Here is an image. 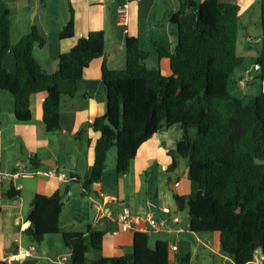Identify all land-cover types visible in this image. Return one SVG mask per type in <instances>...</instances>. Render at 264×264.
I'll return each instance as SVG.
<instances>
[{
	"label": "trees",
	"instance_id": "16d2710c",
	"mask_svg": "<svg viewBox=\"0 0 264 264\" xmlns=\"http://www.w3.org/2000/svg\"><path fill=\"white\" fill-rule=\"evenodd\" d=\"M136 2L138 0H130ZM172 17L177 28V45L173 52L155 43L159 59L169 60L171 75L163 76L159 68H148L149 53L141 40L128 37L125 42L126 67L111 71L103 67L102 81L106 113L92 122L100 134L94 164L80 178L83 196L102 183L108 153L116 148L117 176L130 171L138 150L153 136L175 125L182 127L184 138L176 153L186 158L191 193L188 198L189 230L195 235H218L222 253L235 264H253L263 257L264 264V93L244 101L233 93V75L243 65L238 55L239 7L219 0L197 4L180 0ZM261 6V47L254 66L255 80L264 82V0ZM188 11L197 16L196 27L185 31L180 19ZM59 34L61 40L74 39V11ZM10 8L0 0V89L15 99V116L19 122L32 119L30 99L45 93L43 123L48 134L61 130L63 98L74 99L78 83L90 63L104 54V32H92L76 41L68 53L59 57L58 70L47 74L34 58L35 47L43 48L45 38L32 27L13 48L16 72L4 68L12 48ZM191 131L195 135H191ZM175 152H170L173 155ZM34 170L48 168L38 158L30 159ZM176 167L175 162L170 170ZM7 199L20 192H4ZM180 207L182 200L176 197ZM64 209L62 196L36 195L28 217L25 234L41 244L47 236L58 235ZM65 247L71 252V264H85L86 254L102 248L103 233L73 230L62 233ZM149 236L136 233L132 254L91 264H170L165 242L149 248ZM192 255H177V264H191ZM0 264H4L0 261Z\"/></svg>",
	"mask_w": 264,
	"mask_h": 264
},
{
	"label": "crops",
	"instance_id": "0c3cea01",
	"mask_svg": "<svg viewBox=\"0 0 264 264\" xmlns=\"http://www.w3.org/2000/svg\"><path fill=\"white\" fill-rule=\"evenodd\" d=\"M21 1L24 0L6 2L10 8L11 4ZM25 1L29 3V13L21 14L19 9L15 21L10 8L12 48L4 61V68L8 72H16L14 45L32 27H36L46 40L45 47H35L33 55L47 74L56 73L59 57L68 53L77 40L92 32H104V54L93 60L84 71L78 83L79 92L76 97L63 98L61 130L57 133L48 134L43 123L45 93L31 97L32 119L22 123L15 116L14 96L9 91L0 89V170L5 175L0 182V261L4 264H59L60 257H71L70 250L63 243L62 233L73 230L85 235L89 226L92 230L103 233V242L100 250H91L86 254L85 264L132 254L138 226L128 232L118 231L114 234L119 229L114 219L94 225L96 206H108L113 211L127 206L132 212L143 215L150 211L147 203L151 202L156 205L151 212L157 218H164L160 209L169 207L181 219L178 225L167 219L165 232L149 236L150 249H154L157 242L178 247V251L170 255V264H177L176 256L185 253L192 255L191 264H235L222 253L218 235L212 234L209 238L206 235L203 241L200 235L192 234L189 230L188 198L191 184L188 163L186 158L176 153L178 143L184 138L181 126L175 125L159 132L142 145L130 163L129 173L124 177L117 176L116 157L115 169L111 173L105 171L103 182L95 184L87 196H83L81 180L71 176L74 174L83 178L94 164V150L100 134L93 130L92 122L106 113L103 67L111 71L125 69L126 39L139 38L142 48L149 53L146 66L150 63L151 68H159L163 76L171 75L169 60L159 59L155 43L169 52L174 51L177 45V28L171 21L180 8V0ZM192 1L202 4L207 0ZM219 1L239 7L237 52L239 55L241 48L243 56H239L243 63L245 58L251 57L255 63L262 37L261 0ZM125 4H129V20L127 24H121L117 11ZM69 7L74 11L75 37L73 40H61L59 34L70 18ZM180 23L185 31L193 30L197 24L196 13L188 11L181 17ZM255 46L258 47L257 51L253 50ZM255 75L250 71L247 76L241 74L234 83L246 97L251 96L252 86L259 84ZM261 88L264 93V82L261 83ZM191 135L194 136L195 132L191 131ZM170 152L175 153L170 155ZM109 154L110 152L108 159ZM34 157L42 163L50 161L52 166L46 167L54 169L58 175L18 179L9 176L13 172L34 170L29 164ZM173 162L176 167L170 170ZM45 169L47 168L41 170ZM10 189L19 191L20 197L5 198L4 192ZM56 193L62 196L64 205L60 218L61 233L47 236L39 245L25 234L30 226L28 217L31 202L36 195L52 196ZM176 197L182 200V207ZM90 209L93 211L92 216L89 215ZM31 247L37 248L34 256L24 258L23 252ZM253 264H259L258 259Z\"/></svg>",
	"mask_w": 264,
	"mask_h": 264
},
{
	"label": "built area",
	"instance_id": "2783aa9c",
	"mask_svg": "<svg viewBox=\"0 0 264 264\" xmlns=\"http://www.w3.org/2000/svg\"><path fill=\"white\" fill-rule=\"evenodd\" d=\"M117 14L119 22L121 24H127L129 20V4L121 6L118 9ZM253 68L256 71L258 70L257 66H254ZM38 175L56 176L58 174L54 169L47 168L45 170L38 169L32 171L13 172L9 176L13 179H18L20 177H30ZM4 176L5 175H3L0 170V182L2 181ZM111 201L115 202V200ZM147 206L149 207L150 211L148 213L140 215L132 212L127 206H122L119 211H113L110 208L97 205L93 223L94 225H99L108 220L114 219L119 226V229L115 231L114 234H117L118 231L128 232L132 230L135 226H138L137 233H142L148 236L165 232L167 230V219H170L174 224L177 225L181 223L179 214L173 213L169 207H162L160 210L165 215V217L157 218L151 212L152 209L156 208V205L151 202H148ZM36 250V247H31L28 250L24 251V258L33 257ZM168 250L171 255L172 253H176L178 251V247L176 245H170L168 246ZM257 259L258 263L262 264L263 257H258ZM58 262L59 264L71 263V257L62 256L59 258Z\"/></svg>",
	"mask_w": 264,
	"mask_h": 264
},
{
	"label": "rangeland",
	"instance_id": "374dc122",
	"mask_svg": "<svg viewBox=\"0 0 264 264\" xmlns=\"http://www.w3.org/2000/svg\"><path fill=\"white\" fill-rule=\"evenodd\" d=\"M5 1H8V0H5ZM10 1L11 2H15V0H10ZM10 8L12 10V18H13L14 21H15V17H16V14L18 13L19 9L21 10V14H23V13L28 14L29 13V3L26 2L25 0L21 1L19 3L11 4ZM30 18L32 20V16H30ZM14 36H15V34H14ZM257 46H255L253 48L254 51H257V48L259 47V46L258 47ZM239 55L243 56V52H242L241 48L239 49ZM244 61L245 62L243 63V65L236 69V71H235V73L233 75L234 81H236L237 77L239 75H241V74H243V75L245 74V76H247L249 74V71L252 72V75L255 74V71H254V68H253L254 67V59L252 57L251 58H245ZM147 67L151 68L150 63H147ZM258 83L259 84L252 86L251 96H249V97H246L245 95L241 94L239 92V90L236 88V86L233 83V81L230 84V88H231V91L233 93H235L236 95H238L240 98H242L244 101L247 102V101L253 100L256 96L261 94V92H262L261 83L260 82H258ZM116 155H117L116 148L111 149L110 150V154H109V159H107L108 161H107V164H106L107 165L106 166V171L109 172V173H111L112 170L115 169ZM159 176H162V175L160 174ZM92 214H93V211L90 209L89 215L92 216ZM200 237H201L202 240L206 239V234H201ZM209 237H210V235L207 236V238H209ZM203 241H205V240H203ZM206 253L208 254V251H206Z\"/></svg>",
	"mask_w": 264,
	"mask_h": 264
},
{
	"label": "water",
	"instance_id": "95a60500",
	"mask_svg": "<svg viewBox=\"0 0 264 264\" xmlns=\"http://www.w3.org/2000/svg\"><path fill=\"white\" fill-rule=\"evenodd\" d=\"M41 1H43V0H41ZM43 164H44L45 166H48V167L52 166V165H51L52 163H50V161H44ZM55 167H56V166H55ZM106 208H109V207L106 206Z\"/></svg>",
	"mask_w": 264,
	"mask_h": 264
}]
</instances>
